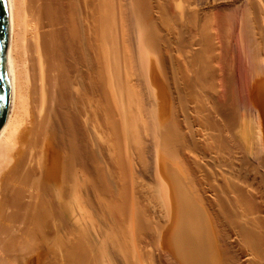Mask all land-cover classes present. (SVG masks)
Here are the masks:
<instances>
[{
	"label": "bare ground",
	"instance_id": "obj_1",
	"mask_svg": "<svg viewBox=\"0 0 264 264\" xmlns=\"http://www.w3.org/2000/svg\"><path fill=\"white\" fill-rule=\"evenodd\" d=\"M259 1L4 0L0 264H97L64 222L82 186L135 264H264V141L234 134L239 93L264 133Z\"/></svg>",
	"mask_w": 264,
	"mask_h": 264
},
{
	"label": "rangeland",
	"instance_id": "obj_2",
	"mask_svg": "<svg viewBox=\"0 0 264 264\" xmlns=\"http://www.w3.org/2000/svg\"><path fill=\"white\" fill-rule=\"evenodd\" d=\"M253 2H258V0H252ZM215 2L216 1H214V2H210V3H214L212 6H213V8L212 9H214V8H216V9H214L215 11H220L225 5L223 4H219V5H216L215 4ZM259 2H262V4L261 5H264L263 3H264V1H259ZM210 5V7H212L211 6V4H209ZM217 7H216V6ZM220 7V8H219ZM236 7L237 8H239L238 7V5L236 4L235 5V9H236ZM219 8V9H218ZM226 8V7H225ZM236 10H238V9H236ZM238 11H240V9L238 10ZM223 12H226L225 10H223ZM259 17V16H258ZM261 18V17H260ZM257 19V18H256ZM261 19H263V18H261ZM259 20V19H258ZM260 21V20H259ZM258 21V23H257V21L255 22V29H254V31L255 32H257L258 34H256L255 36L256 37H260L261 36V34L263 35L264 33V29H261V25L263 24L264 25V20H261L260 22H261V24H260V22ZM259 24V25H258ZM260 27V32H262V33H260L259 32V28ZM262 27H264V26H262ZM256 29H258L257 31H256ZM258 35V36H257ZM261 39H263L264 40V37L262 36L261 37ZM240 61H239V60ZM238 59H237V64H238V72H239V75H241V68L239 67V65H241L240 63H241V60L243 59L242 58V56H238ZM241 84V83H240ZM242 95V93H239V95ZM238 95V94H237ZM237 96V102H236V104L237 103H239L240 104V100H241V103H242V96L240 95V96ZM239 101V102H238ZM239 104H237L236 106H237V112L236 113H238V114H236L237 115V117H236V127H235V136H236V140L238 141V143L237 144H239V147H241L242 149L244 148L245 150L244 151H246L247 152V155H252L253 153L255 154L256 152H259L258 150H260L261 149V144H262V142L264 141V133H259V130H258V132H257V123H256V120H255V118H254V113L252 112H249V114L247 115V111H244V109L242 108V107H240L241 106V104L239 105ZM238 107H240V108H238ZM242 109V110H241ZM241 110V111H240ZM243 112H245V113H243ZM240 113V114H239ZM250 113H251V115H252V118L250 119V117L251 116H249L250 115ZM243 116H242V115ZM246 116H248V117H246ZM238 118V119H237ZM244 118V119H243ZM250 119V120H249ZM252 120V121H251ZM256 125V126H255ZM90 129H91V131H92V133H91V131H90ZM89 130V132H90V134H89V137H94V139H92L91 140V145H92V149H91V151L94 153V152H96V153H94L96 156H98V158H100V159H102L101 161H102V167L103 168H105V166H103V165H106V163L109 161V159L111 158V156H110V153H109V149H108V152H106V148H104V145H103V143L101 142V140H100V138H95V137H99L97 134H96V132H95V129L94 128H89L88 129ZM93 132L95 133L94 134V136H92L93 135ZM259 133V134H258ZM92 134V135H91ZM91 135V136H90ZM259 135H260V137H259ZM263 135V136H262ZM258 138V139H257ZM261 140H260V139ZM96 140V141H95ZM98 140V141H97ZM259 140H260V142H259ZM93 141V142H92ZM98 142H99V144L101 145L100 147L98 146H96V145H99L98 144ZM102 143V144H101ZM241 144V145H240ZM260 144V145H259ZM94 145V146H93ZM251 145V146H250ZM103 147V148H102ZM95 148V149H94ZM97 148V149H96ZM101 148V149H100ZM105 149V150H104ZM247 149V150H246ZM95 150V151H94ZM248 151H249V153H248ZM109 153V154H108ZM98 154V155H97ZM106 154H108L109 156H110V158H109V156L107 155L106 156ZM104 159L106 160V159H108V160H106V161H104ZM104 161V162H103ZM149 175L150 174H146L145 175V179H143V182L142 183H140L139 185L140 186H138V193H141V194H139L140 196L142 195V198L144 199V201H146V202H144L143 201V203L144 204H146V206H147V211H149V214H150V219H151V221L152 220H154V221H152V222H154L155 224H160L161 222V224L163 225L164 223H163V221H164V219H163V214H162V208H161V205H160V203H159V200H157V198H154V197H152V194H151V191L149 190V188H148V186H146V181H148L149 179H147V177H149ZM144 178V177H143ZM150 178V177H149ZM145 185H144V184ZM80 185H83V184H80ZM83 186L80 188L81 190H79V195L76 197V198H78V199H75L74 201L76 202H74L75 203V205H74V203H73V205H71V209H70V211H67L64 215V222L67 224V226L69 227V229L72 231L71 233L75 236L76 234H79V233H82L83 235H86V237L88 238V240H90V243H91V245H93V252H92V254L93 255H95L96 256V258H97V264H135V262H134V260L132 259V258H128V257H125L124 255H122L121 254V252L116 248V246H115V244L112 242V240L110 239V237H109V231L107 230L108 229V227H106L107 225H109V222H107V221H109V219L107 218L108 216L106 215V212H104V210H105V208L106 207H102L101 206V204H100V202L102 203V205L103 206H105L106 205V202H107V200H105V201H103L104 200V198H102L103 196H98V198L97 197H93L91 194H89L90 196H88V195H86L85 194V196H84V194H83V192L85 191V190H83ZM141 188V189H140ZM142 191H144V192H142ZM147 193V194H146ZM81 195H83V196H81ZM81 196V197H80ZM146 196H149V197H147V199H146ZM83 198V199H82ZM84 198H86V199H84ZM87 198H88V200H87ZM103 200H102V199ZM81 199V200H80ZM146 199V200H145ZM150 199V200H149ZM97 200V202H95ZM157 201H158V203H157ZM86 203V204H85ZM93 203V204H92ZM105 203V204H104ZM76 204H78V205H76ZM90 204V205H89ZM159 204V205H158ZM88 205V206H87ZM97 207H96V206ZM99 205V206H98ZM152 207H151V206ZM155 205V206H154ZM76 206V207H75ZM101 206V207H100ZM160 208H159V207ZM74 207V208H73ZM94 208H96V209H94ZM156 208V209H155ZM102 209V211H101V213H100V210ZM158 209H160L159 210V212H158ZM73 210V211H72ZM83 210V211H82ZM86 210V211H85ZM81 211V212H80ZM71 212V213H70ZM98 212V213H97ZM161 212V213H160ZM68 213V214H67ZM79 213H80V215H79ZM95 215H94V214ZM100 213V214H99ZM105 213V214H104ZM71 214V215H70ZM104 214V215H103ZM158 214H161V216L160 215H158ZM68 215H69V217H68ZM91 215V216H90ZM101 215H102V217H101ZM154 216V218H152ZM157 216V217H156ZM160 216V217H159ZM73 217V218H72ZM81 218V219H80ZM101 218V219H100ZM103 218H106V220H104ZM104 221H103V220ZM159 220V221H158ZM162 220V221H161ZM89 222V223H88ZM106 222V223H105ZM92 224V225H91ZM160 224V225H161ZM74 225V226H73ZM106 225V226H105ZM106 227V229H105V227ZM72 228V229H71ZM80 231V232H79ZM84 231V232H83ZM107 231H108V233H107ZM107 235V236H106ZM147 247H144V250H145V248H146V250L147 251H149V252H152L153 250H154V247H152V246H149V245H146ZM113 247V248H112ZM149 250H148V249ZM151 248H152V250H151ZM106 252H105V251ZM110 251V252H109ZM116 251V252H115ZM120 253H119V252ZM154 252V251H153ZM114 255V256H113ZM109 256V257H108ZM124 258V259H123ZM125 258H127V259H125ZM122 259V260H121ZM130 259V260H129ZM108 260V261H107ZM133 261V262H132Z\"/></svg>",
	"mask_w": 264,
	"mask_h": 264
},
{
	"label": "water",
	"instance_id": "obj_3",
	"mask_svg": "<svg viewBox=\"0 0 264 264\" xmlns=\"http://www.w3.org/2000/svg\"><path fill=\"white\" fill-rule=\"evenodd\" d=\"M7 37V22L4 0H0V128L8 111L9 89L4 65V49Z\"/></svg>",
	"mask_w": 264,
	"mask_h": 264
}]
</instances>
